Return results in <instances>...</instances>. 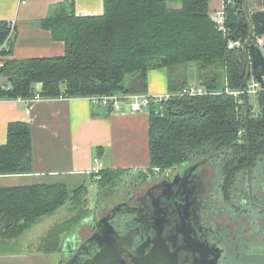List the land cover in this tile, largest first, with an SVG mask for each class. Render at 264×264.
Masks as SVG:
<instances>
[{
  "label": "trees",
  "instance_id": "obj_1",
  "mask_svg": "<svg viewBox=\"0 0 264 264\" xmlns=\"http://www.w3.org/2000/svg\"><path fill=\"white\" fill-rule=\"evenodd\" d=\"M234 1V5L226 6V25L232 37L244 42L249 27L243 19V0ZM68 2V10L42 22L55 40L64 43L63 55L11 58L13 33L10 35L7 22L0 21V45L5 41L9 45L2 51L0 98H26L36 92L43 98L146 93L149 70L156 68L167 69L169 90L174 92L186 87L188 81L176 86L171 82L172 73L180 66L195 63L199 83L208 93L175 97L163 113L150 108L149 165L139 174L146 178L155 167L164 171L210 154L222 156L221 171L228 180L245 173L247 166L254 169L264 157V90L256 94L257 111L249 103L247 164L244 106L225 92L226 88L239 89L243 81L237 58L240 50L229 48L211 21L209 0H180L179 8H170L165 0H103L105 11L94 16L75 15L74 1ZM3 84L10 89H3ZM169 106L181 113L170 114ZM30 150L29 123H9L7 142L0 146V175L31 173ZM127 171L101 169L99 178L93 173L92 182L101 190H109ZM82 188L80 185L70 192L61 182L0 185V240L19 236L67 202L76 206ZM89 214L80 209L77 216L60 224L57 233L48 237L50 246L56 247L59 235L64 230L71 233Z\"/></svg>",
  "mask_w": 264,
  "mask_h": 264
},
{
  "label": "crops",
  "instance_id": "obj_2",
  "mask_svg": "<svg viewBox=\"0 0 264 264\" xmlns=\"http://www.w3.org/2000/svg\"><path fill=\"white\" fill-rule=\"evenodd\" d=\"M22 1L0 0V21L13 25L11 58L63 55L64 43L55 40L42 22L68 10V0ZM73 1L77 16L101 15L105 11L103 0ZM165 1L170 8L181 6L180 0ZM221 3L222 0H209V7L217 9ZM167 76L165 68L149 70L147 92H169ZM190 81L187 86L193 83ZM16 121L29 123L31 128L32 172L0 175V179L25 178L22 182L1 186L61 182L69 189L77 177L82 178L81 181L87 178L92 181L96 169H136L139 172L148 168L147 109L109 112L104 106H94L88 97H42L26 106L16 98H0V146L7 142L9 123ZM76 229L67 232L63 239L61 233L56 247L44 249L13 248L21 234L1 239L0 264H59L66 241L77 234Z\"/></svg>",
  "mask_w": 264,
  "mask_h": 264
},
{
  "label": "flooded vegetation",
  "instance_id": "obj_3",
  "mask_svg": "<svg viewBox=\"0 0 264 264\" xmlns=\"http://www.w3.org/2000/svg\"><path fill=\"white\" fill-rule=\"evenodd\" d=\"M263 158L229 180L221 171L220 154L194 157L155 174L111 207L94 206L69 237L80 248L79 256L73 251L59 264L91 259L99 250L97 242L111 235L109 226L116 238L125 237L122 264L143 263L153 250L173 255L177 264H264V210L257 206H264ZM225 208L234 217L221 219Z\"/></svg>",
  "mask_w": 264,
  "mask_h": 264
},
{
  "label": "rangeland",
  "instance_id": "obj_4",
  "mask_svg": "<svg viewBox=\"0 0 264 264\" xmlns=\"http://www.w3.org/2000/svg\"><path fill=\"white\" fill-rule=\"evenodd\" d=\"M235 1L230 3L231 5H234ZM248 6L249 11L256 10V9H264V0H248ZM220 8V7H219ZM218 9V8H217ZM215 9H210L208 14H212ZM262 39L261 44L259 45L263 54H264V39L262 36L253 37V40L256 42L258 40ZM171 82L173 84L181 85L182 82L185 80L193 82L195 84L199 83V77L197 74V65L195 63H189L188 65L180 66L176 73H172ZM192 83V84H193ZM182 90V89H181ZM180 91V90H177ZM256 95H250L249 96V103L253 106V109L257 111L258 104L256 100ZM264 162V158H263ZM147 170V168L145 169ZM143 170V171H145ZM140 171L138 172L136 169H128L125 174L121 176V178L116 182V185L110 188L109 190H101L98 184L89 181L87 178L86 180L81 181L82 178L77 177L75 179L74 186H70L69 190L70 192H73L74 189H76L81 184L84 188L80 190L78 193V200L76 201L77 205L75 206L72 201L67 202L60 208H57L56 211L49 213L47 215L42 216L35 222L30 228L26 229L23 233H20V237L16 240L17 242L13 244V248L15 249H44L50 247V241L48 240V237L51 235H54L56 230L58 231L61 226H59L62 223H67L69 221L68 219L77 216L80 209H86L89 212L94 211V206L97 205L98 209L102 208V206L105 207H111L112 204H116L118 201L126 197L128 194L134 192L137 189V186H141V184L145 181H148L151 179L152 176L155 175L154 171L147 175V177H144V174L141 176ZM25 178H1L0 184H16L19 182H22ZM145 180V181H144ZM84 182V183H83ZM75 203V202H74ZM74 205V209L71 208ZM234 217V214L232 211H230L228 208L223 209L222 213L220 214V218H228ZM232 219V218H231ZM239 221H243V218L238 219ZM59 227V228H57ZM57 228V229H56ZM66 227H63L65 229ZM62 229V230H63ZM65 232H62L63 237L61 236V239L64 238L67 230H64ZM81 234H84V231H81ZM65 240V239H64ZM63 240V242H64Z\"/></svg>",
  "mask_w": 264,
  "mask_h": 264
},
{
  "label": "water",
  "instance_id": "obj_5",
  "mask_svg": "<svg viewBox=\"0 0 264 264\" xmlns=\"http://www.w3.org/2000/svg\"><path fill=\"white\" fill-rule=\"evenodd\" d=\"M248 0H243L242 12L243 16L249 27V34L244 44L242 45L240 51L237 53V58L240 64V73L243 76V81L239 87V90L242 92L243 104H244V121H245V147H246V154L248 159L250 158V135H249V101L247 94L245 93V86L250 77L256 79L260 84L261 87H264V54L258 46L259 44L253 40L254 35L262 36L264 39V9H256L249 11ZM8 81H11V77L8 78ZM168 111L170 114H180L181 112H177V110L171 109L169 106ZM250 169V168H249ZM247 169V173L250 180L251 172ZM257 205V204H256ZM264 210V206L257 205ZM92 217H89V219ZM108 231H111V235L116 238L117 233L113 230L112 226L107 228ZM96 234V233H95ZM110 234L107 237L111 236ZM129 238H131V234H127ZM95 235L90 237L88 240H92ZM105 237L104 240H100L97 242V248L99 249L98 252L91 258V259H84L82 262L78 264H113V259H115L116 264H122L120 262V252L124 249H121L120 246L125 243L124 238L118 237L115 240ZM73 238L68 239L66 245L63 248L62 258L67 256L71 252H75L74 256H79L81 252L79 247L73 246L72 241ZM74 242V241H73ZM87 243V240L85 241ZM129 250V247L126 248ZM147 258L140 264H177L176 259L174 256L166 253L165 255H161L160 252H154V250L146 256ZM73 260L68 263L69 264Z\"/></svg>",
  "mask_w": 264,
  "mask_h": 264
},
{
  "label": "built area",
  "instance_id": "obj_6",
  "mask_svg": "<svg viewBox=\"0 0 264 264\" xmlns=\"http://www.w3.org/2000/svg\"><path fill=\"white\" fill-rule=\"evenodd\" d=\"M234 0H222L220 8L215 10L212 14L209 15L211 21L216 25V28L222 32L224 37L227 40V46L232 49L240 50L244 42L241 38H234L232 37V33L230 28L226 25V6L232 3ZM22 3H25V0L22 1ZM9 24V23H8ZM13 25L9 24L10 28V35L13 33ZM258 37V35H254ZM253 36V37H254ZM262 39L256 41L259 45L261 44ZM8 41H5L0 45V68L3 66L4 63V56L2 54V51L8 49L9 45L7 43ZM258 45V46H259ZM37 87L39 85L37 84ZM3 89L8 90L10 89L9 85L3 84ZM264 90V87H261V84L254 79L253 77H250L246 83L245 86V93L247 95H256L258 92ZM226 93L233 94L235 97H237V103L238 105H243V98H242V92L237 90H230L228 88L225 89ZM207 90L204 86L200 84H190L186 87H184L180 91H169L165 93H132V94H104V95H93L88 97L91 103L95 105L104 106L108 109V111H142L143 109H147L148 112L151 107H153L155 113H163L168 102L172 100L175 97H181V96H195V95H203L207 94ZM42 98L38 92L35 93V96L32 97H21L18 96L16 99L19 102H22L25 106L29 105L33 100ZM100 169H96L93 171L96 174V178H99L98 172ZM155 174L161 173V172H169V169H166L164 171H161L158 167H155L153 169Z\"/></svg>",
  "mask_w": 264,
  "mask_h": 264
}]
</instances>
